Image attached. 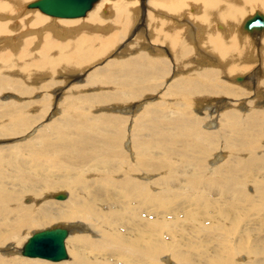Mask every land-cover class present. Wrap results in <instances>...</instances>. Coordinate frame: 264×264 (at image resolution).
<instances>
[{
    "label": "bare ground",
    "instance_id": "6f19581e",
    "mask_svg": "<svg viewBox=\"0 0 264 264\" xmlns=\"http://www.w3.org/2000/svg\"><path fill=\"white\" fill-rule=\"evenodd\" d=\"M111 1L98 0L85 18L63 29L64 17L39 8L24 17L0 0V37L11 42L5 45L18 49L15 27L38 37L25 40L20 55L0 56L10 59L8 72L18 73L0 75V247L6 250L0 264H264V28L243 29L264 11L242 20L264 0H142L135 35L146 32L147 52L97 65L86 82L81 65L123 40L138 18L137 0ZM110 7L111 23H102L101 11L110 13ZM37 23L44 24L22 29ZM149 33L161 43H151ZM139 44L143 38L134 49ZM197 49L218 66L203 62L199 68ZM158 54L178 60L175 78L169 79L170 67ZM58 72L72 80L70 90L58 86ZM84 80L87 85L80 84ZM9 88L15 92L2 93ZM55 90L62 92L57 105ZM37 91L39 101L32 97ZM156 93L160 102L123 104ZM253 93L248 104L240 100ZM217 113L218 141L202 130L217 125ZM219 157L225 161L215 167ZM59 193L67 198L56 199ZM28 195L37 204L22 205ZM58 222L74 223L55 225L69 228L65 245L72 260L22 255L30 232Z\"/></svg>",
    "mask_w": 264,
    "mask_h": 264
},
{
    "label": "rangeland",
    "instance_id": "374dc122",
    "mask_svg": "<svg viewBox=\"0 0 264 264\" xmlns=\"http://www.w3.org/2000/svg\"><path fill=\"white\" fill-rule=\"evenodd\" d=\"M10 2H11V4H13L14 6H15V8L18 10V14H22L24 17L26 16V15H31L32 13H34V12H36V11H40L38 8H37V10H35V11H29L28 10V8H29V3H31L32 1H35V0H31V1H28V2H25V3H19L17 0H14V1H12V0H9ZM111 1V0H110ZM112 2V1H111ZM141 2H142V0H137V3H136V5H135V8H138V11H139V14H138V18L136 19V21L134 20L135 19V17L133 18V22L135 21V24L133 25V27H132V24H133V22L131 23V25H130V28H129V33L126 35V37L123 39V40H120V39H117L116 40V43L115 44H113V46L108 50V52H106L104 55H102V56H100L98 59H93V60H91V61H89V62H85L84 64H82L81 65V73H83V78H85V80H86V78L88 77V74L89 73H91V72H93V70H96L97 69V65L98 66H100L99 68H105V66L107 65L108 66V63L111 61V60H116L117 58H120V57H122V58H125V59H123V60H129V59H126V58H130V57H134V56H139L140 54H142V53H146L147 52V49H145V47H144V44L145 43H147V42H149V38H148V36H146V32L144 31V30H142V32H138L136 35H135V31L137 30V25L141 22V20H142V18H139V16L140 15H142L143 14V7L141 6ZM147 3H148V0H147ZM145 9H147V10H149V7H145ZM255 9H261V10H263L264 11V7H262V6H256V7H254V8H250V9H248V10H246L245 11V13H244V15L242 16V20L244 19V17L247 15V14H249V13H252V12H254V10ZM109 10V9H108ZM260 10V11H261ZM104 12H106L105 10H104ZM104 12H102L101 11V17H102V23H111V19H106V17L107 16H111L112 14H113V12H114V9L113 8H111L110 7V13H104ZM40 13H41V11H40ZM41 14H43V15H46V14H44L43 13V11H42V13ZM47 16V15H46ZM86 16V15H85ZM85 16L83 17V18H85ZM48 17H51V16H48ZM53 18H56V17H53ZM82 17L81 18H73V19H69V18H59V25L63 28V29H65L66 28V26H68L69 24H71L72 22H76V21H78V20H81V19H83ZM107 20H109V21H107ZM16 21H19V18H15L13 21H11L10 22V24L12 25V26H14L15 24H16ZM27 21H30V20H27ZM147 23H148V21H147ZM147 23H146V26H147ZM43 24L44 23H37V24H27V25H24L23 27H22V29H32L33 27H42L43 26ZM140 26H142V25H140ZM146 29V28H145ZM148 30V29H147ZM10 31H12L11 30V27H10ZM14 33H13V36H16V38H15V40H16V42H17V44H18V51L16 50V49H13V46H12V44L8 47L7 45H5V44H7V43H11L10 42V40L9 39H5V38H1L0 37V56H3V57H9V56H17L16 54H18V55H20L19 54V52L21 53L22 51H23V49H21V46L23 47V44H24V41L25 40H27V39H32V38H34V39H36V38H38L37 36H36V34L34 35H24V33L22 34V33H17V32H19V31H21L20 30V27H18V28H14ZM218 31H219V27H218ZM243 32V31H242ZM83 33H86V30H85V32L83 31ZM238 33L240 34V35H242L241 33H240V31H239V28H238ZM21 34V35H20ZM44 34V33H43ZM79 34H81V32H79V33H77L76 34V36H78ZM87 35H88V31H87V33H86ZM85 34V35H86ZM92 33H89V35H91ZM94 34V33H93ZM99 35H98V37L100 38V39H102V36H100V34L101 33H98ZM103 34H105V32L103 31ZM246 34V33H245ZM22 36H24L23 38H22ZM243 37L245 36V38L247 37V39H249L250 37H248V36H246V35H242ZM149 37H152V40H151V43H157V42H159V41H155V42H153V40L155 39V36L152 34V33H149ZM141 38H143V46L141 45V44H139V46H138V49L136 50V49H134V45H133V43L134 42H136V41H140V39ZM244 39V38H243ZM251 39V38H250ZM258 39H260V38H257V40ZM251 40H254V39H251ZM19 41H21V43H19ZM128 42H130L131 43V45H130V47H127V48H125V49H127V55H125V56H123L124 54H123V52L124 51H126V50H122L124 47H125V44L126 43H128ZM159 43H161V42H159ZM41 44L42 43H40L39 45H38V47H35V49H36V51H40V47H41ZM39 48V49H38ZM155 48H157L158 49V47H155ZM160 48H167V49H169V46H167V45H164L163 43L161 44V47ZM120 50H122V53H121V55L120 54H118L119 52H120ZM34 52V51H33ZM16 53V54H15ZM171 53H173L174 54V51L172 52L171 51ZM116 54H118V56H116ZM22 55V54H21ZM154 56H157V54H153ZM159 56H161L162 57V59L166 62V63H168V65H169V67H170V76L169 75H167V76H169V79L171 78V75L175 78V75H174V72H175V67L177 66V67H180V65H179V62H178V60H177V62H176V59H175V61H174V59H170L171 57H168V55H166V54H164V55H160V54H158ZM195 57H197L198 59H195L196 61H197V66L199 67V68H201L202 66H206V65H208V66H214V67H217L218 66V64H214L209 58H207L206 57V55H208V53L205 55V56H202L201 54H200V51H198V49H197V53L196 54H193ZM110 59H109V58ZM113 58H115V59H113ZM131 59V58H130ZM9 60L10 59H0V69L2 70V72L0 73V75H7V74H11V75H14V74H16V76L18 75V73H15V72H8L7 70H6V68H7V65H8V62H9ZM23 60V62H25V59H22ZM117 60H121V59H117ZM191 60V59H190ZM99 61V62H98ZM101 61V62H100ZM104 61V62H103ZM203 62H206L207 64L206 65H204L203 64ZM104 63V64H103ZM177 65H176V64ZM185 63H186V65H188L187 64V62L185 61ZM189 63V62H188ZM90 64H91V66H90ZM103 64V65H102ZM190 64V63H189ZM251 65H252V67H251V69H250V71L254 68V65H255V63H251ZM189 66H192V65H189ZM91 67V71H89V70H87V68H90ZM95 68V69H94ZM187 69L188 68H183V67H181V70H183V72L182 71H180L181 72V74L182 75H184V74H189V70H188V72L186 73V71H187ZM85 70H87L86 71V74L84 73V71ZM89 71V72H88ZM127 71V70H126ZM185 72V73H184ZM62 75V76H61ZM63 73H59L58 72V74H56L55 75V77L58 79V80H60L61 81V84H58V86L59 87H61V86H63L64 88H65V90L66 89H71L70 87L71 86H73V83H71L72 82V80H70V79H68L66 82H65V80H64V78H61V77H63ZM87 75V76H86ZM40 79V78H39ZM42 79V78H41ZM164 80H166L165 78H163ZM63 80V81H62ZM85 80L84 81H82V83H80V84H86L87 85V83H85ZM162 81V80H161ZM68 82H69V84H68ZM74 82V81H73ZM86 82H87V80H86ZM67 83V84H66ZM79 82H77V83H74V84H78ZM162 83H164V82H162ZM234 85H236V86H238V87H241L242 88V85H243V82L242 83H237V84H234ZM57 86V87H58ZM100 90H99V92L100 91H102L103 90V86H100ZM107 88V87H106ZM109 88V87H108ZM86 89H88V88H86ZM91 90H93V89H91ZM245 90L247 91V92H249L250 90H248L247 88H245ZM56 92H51L53 95H52V97L55 99L54 100V104H59V102H57V98L60 96V95H62V92L60 91V93L59 92H57V90H55ZM88 91V90H87ZM95 91H98V90H95ZM158 91H159V89H158ZM252 91V90H251ZM13 92H15V91H13L12 90V88H9L8 90H6V91H4V92H2L3 94L5 93V94H7V93H13ZM40 92H42V91H40ZM40 92H36V96L35 95H33L32 97L33 98H35V100L36 101H39V97H40ZM49 94V93H48ZM159 93H156V94H153L154 95V97H153V95H148L147 94V96H145V95H142L140 98H133L132 100H131V102H129V101H127V103H123V104H125V105H134V104H136L137 102H139V101H145V102H147V103H150V102H152L153 101V103L154 102H160L161 100H159L161 97L158 95ZM158 95V96H157ZM64 96V95H63ZM65 96H66V92H65ZM13 97H15V96H13ZM150 97V98H149ZM41 98V97H40ZM149 101H148V100ZM255 99V97H254V93H253V95L251 94V95H248V96H244V97H241V101H245L247 104H248V101H253ZM0 100H1V97H0ZM138 100V101H137ZM147 100V101H146ZM262 101H264V100H262ZM3 102V101H2ZM152 103V104H153ZM118 104H120V103H118ZM145 104V103H144ZM144 104L141 106V110H138L137 112H138V114L142 111V108H143V106H144ZM121 105V104H120ZM258 105L259 104H257V106L256 107H258ZM197 107V106H196ZM259 107H263L264 108V106H263V104H260L259 105ZM100 109H102V106H101V108ZM27 111H29V109L27 110ZM110 111H112V113H115L113 110H110ZM134 111V110H133ZM252 111H254V109H252L251 111H245V110H241V114L243 115V116H247V115H249V114H251V112ZM29 113V115H33L32 113H30V111L28 112ZM204 113H207V112H204ZM115 114H118V113H115ZM132 114V113H131ZM195 114L196 115H198L199 116V113L198 112H196L195 111ZM220 114L221 113H217V114H214V115H212V117H215L216 119H217V125L215 126V127H209V126H205V127H202V130H203V128L204 129H208V130H210V132H212L213 133V138H216V140L218 141V140H220L221 138H220V130H221V122H220ZM126 115H130V113L129 114H126ZM115 116V115H114ZM131 116H133V115H131ZM58 117V115H55L51 120H54L55 118H57ZM164 119V121L165 122H167L168 120H169V118H163ZM199 119H202V118H199ZM136 120H137V118H136ZM213 120H214V118H213ZM7 121V118L5 117L4 119H3V122H6ZM49 121H50V118L48 117V119H45V121H44V123L43 124H46V123H49ZM263 121V119H261V121H259L258 120V122L257 123H260V122H262ZM127 125H129V126H131V122L130 123H127ZM43 127V125H41V126H39L38 127V129L35 131L36 133H33L32 135H30V136H27V138L28 139H30V138H32L33 136H37V134H39V132H40V129ZM256 127H258V125H256V123H255V125L254 126H252L251 128H249L250 130H254V129H256ZM212 128V129H211ZM130 140V136H129V138H128V141ZM1 141H3V140H1ZM22 142V141H21ZM3 143V142H2ZM255 154L258 156L259 155V152H255ZM25 156H29V154H27V153H25L24 154ZM242 157L243 158H246L244 155H242ZM219 159H220V161H217L215 164H213L215 167H221L220 166V164L219 163H222V162H224L225 161V159L224 158H222V157H219ZM215 160V155H214V157H212V159H211V162H213ZM132 162H134V161H132ZM210 167H211V165H209ZM28 198H30L31 199V201H26ZM27 202H29L30 204H28ZM22 205H24V206H27V207H29V206H33L34 204H37V202H34L33 201V198L30 196V195H28V196H26L23 200H22V203H21ZM37 206H39V205H37ZM71 224H74V223H72V222H69V223H65V224H63V223H53V224H50V225H47V227H50V226H55V225H71ZM44 228H46V227H43V228H38V229H35V231H39V230H41V229H44ZM95 229V228H94ZM96 230V229H95ZM81 232L83 233H87V232H85V231H78L77 232V234H81ZM96 232H97V234L100 236V240H102V237H101V235L98 233V231L96 230ZM33 233V232H32ZM32 233L30 232L28 235H29V237L32 235ZM28 235H26V237L28 236ZM28 237V238H29ZM27 239H25V241H26ZM99 240V241H100ZM24 241V242H25ZM0 252H6V250H5V248H4V246H1L0 247ZM68 253H69V259L68 260H66L67 262L68 261H70V260H72V255L70 254V252H69V250H68ZM19 255H20V253H19ZM26 258H29V257H27L26 256ZM31 258V257H30ZM162 258H165V256H163ZM39 259H41V258H39ZM46 260V259H45ZM47 261H50V260H47ZM51 262H53V261H51ZM61 262H65V261H61Z\"/></svg>",
    "mask_w": 264,
    "mask_h": 264
},
{
    "label": "water",
    "instance_id": "95a60500",
    "mask_svg": "<svg viewBox=\"0 0 264 264\" xmlns=\"http://www.w3.org/2000/svg\"><path fill=\"white\" fill-rule=\"evenodd\" d=\"M98 0H35L29 5L37 7L44 13L64 18L85 16ZM264 28V15L256 12L244 23L245 31L253 32ZM56 199L64 200L66 193L55 195ZM66 226H53L35 231L24 243L21 253L31 258H43L50 261H60L69 257L65 241L69 236Z\"/></svg>",
    "mask_w": 264,
    "mask_h": 264
},
{
    "label": "flooded vegetation",
    "instance_id": "af4514ba",
    "mask_svg": "<svg viewBox=\"0 0 264 264\" xmlns=\"http://www.w3.org/2000/svg\"><path fill=\"white\" fill-rule=\"evenodd\" d=\"M210 126H213V127H215L216 125H210ZM210 126H209V127H210Z\"/></svg>",
    "mask_w": 264,
    "mask_h": 264
}]
</instances>
